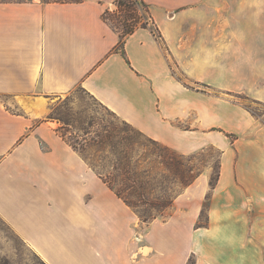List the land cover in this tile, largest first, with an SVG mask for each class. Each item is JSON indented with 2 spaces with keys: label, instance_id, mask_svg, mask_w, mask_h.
<instances>
[{
  "label": "crops",
  "instance_id": "crops-1",
  "mask_svg": "<svg viewBox=\"0 0 264 264\" xmlns=\"http://www.w3.org/2000/svg\"><path fill=\"white\" fill-rule=\"evenodd\" d=\"M117 1L0 0V217L46 264H264V121L232 98L264 102V39L245 38L264 0H144L161 38L137 29L123 51ZM77 87L181 155L219 150L215 188L206 169L142 221L20 103Z\"/></svg>",
  "mask_w": 264,
  "mask_h": 264
},
{
  "label": "rangeland",
  "instance_id": "rangeland-1",
  "mask_svg": "<svg viewBox=\"0 0 264 264\" xmlns=\"http://www.w3.org/2000/svg\"><path fill=\"white\" fill-rule=\"evenodd\" d=\"M117 6L111 7L112 26L124 32L128 25V17L114 15ZM264 19V16H263ZM261 28L255 29L245 38L247 40L264 39V20ZM179 77H185L177 71ZM28 98H43L47 103V113L39 118H53L59 123L61 134L67 140L78 145L88 144L87 155L92 157L94 164L106 171L111 170L108 157H112L109 148H99L95 141H100L108 134L117 137H133L135 141V159L143 168L150 169L151 175L146 180L144 202L140 203L138 211L147 216L168 217L174 212L177 197L188 188L191 181L206 169L212 170V178L216 176L220 165V151L214 147L206 148L196 154L184 156L172 149H165L162 144L154 143L139 131L122 121L110 110L86 93L81 87L68 94L48 97L29 96ZM235 101L248 108L251 113L264 121V102L246 95H235ZM10 100L5 102L10 106ZM12 108V107H11ZM85 148V147H84ZM83 152V151H82ZM84 152V153H85ZM105 159H108L105 161ZM104 161V162H103ZM99 167V168H101ZM211 178V180H212ZM129 197L128 195H125ZM136 197V196H135ZM133 197V199H135ZM210 194L205 203V211L197 226L207 225V208ZM166 202L167 207L156 206ZM133 209V208H132ZM137 210V209H136ZM151 221V220H150ZM0 264H46L35 254L23 240L0 217Z\"/></svg>",
  "mask_w": 264,
  "mask_h": 264
},
{
  "label": "trees",
  "instance_id": "trees-1",
  "mask_svg": "<svg viewBox=\"0 0 264 264\" xmlns=\"http://www.w3.org/2000/svg\"><path fill=\"white\" fill-rule=\"evenodd\" d=\"M79 1V0H77ZM117 10L114 11V15L118 17H123L124 13L128 17V25H125L124 32H120L121 41L117 50L123 51L125 45V38L134 33L137 29L140 28H150L152 33L157 36V38H161V34L158 29L154 26V21L151 16V11L149 5L144 0H118L116 2ZM111 11H107L104 14V19L109 24L112 25L111 20ZM125 122V121H124ZM127 123V122H125ZM128 124V123H127ZM130 125V124H129ZM131 126V125H130ZM134 128V127H133ZM135 129V128H134ZM137 130V129H136ZM61 133V130L59 128ZM139 131V130H137ZM140 132V131H139ZM143 136L148 138L150 141L154 143L161 144L150 137L146 136L142 132H140ZM61 136L76 150L78 151L84 158L89 162L91 167L97 172L99 177L112 189L121 199H123L128 206L133 208L140 216L141 220L144 222H149L157 218L158 216H151L147 219L145 215H142L138 211V207L140 203L144 202V190L145 184H149L146 178H149L151 175L150 169L143 168L138 159H135V141L133 137H117L113 134L106 135L100 141H95L96 146L99 148H109L111 153L110 167L112 168L109 171H106L103 165L98 166L94 164L92 157L87 155L85 151L88 150V144L85 142L82 144L83 150H80L78 145L74 144L70 140H67L63 134ZM165 149H170L165 146ZM83 151V152H82ZM85 152V153H84ZM108 159H105L107 161ZM104 162V161H103ZM101 167V168H99ZM220 168V165H219ZM220 176V171L218 170L216 176H214L211 180V188H215L218 183ZM198 176L190 182L189 185L193 184ZM128 195L129 197H126ZM136 196V197H135ZM135 197V199H133ZM167 207V203L164 202L162 204H157L155 207ZM137 209V210H136ZM188 264H196L195 257H191Z\"/></svg>",
  "mask_w": 264,
  "mask_h": 264
},
{
  "label": "bare ground",
  "instance_id": "bare-ground-1",
  "mask_svg": "<svg viewBox=\"0 0 264 264\" xmlns=\"http://www.w3.org/2000/svg\"><path fill=\"white\" fill-rule=\"evenodd\" d=\"M20 103L34 117H41L48 111L47 103L43 98H22Z\"/></svg>",
  "mask_w": 264,
  "mask_h": 264
}]
</instances>
